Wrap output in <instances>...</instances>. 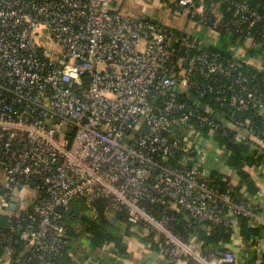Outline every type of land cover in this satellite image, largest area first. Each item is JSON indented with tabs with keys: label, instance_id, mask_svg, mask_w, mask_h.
I'll return each instance as SVG.
<instances>
[{
	"label": "built area",
	"instance_id": "built-area-1",
	"mask_svg": "<svg viewBox=\"0 0 264 264\" xmlns=\"http://www.w3.org/2000/svg\"><path fill=\"white\" fill-rule=\"evenodd\" d=\"M117 1L0 0L2 190L6 199L39 192L7 216L0 264H53L68 244L65 217L76 200L92 210L111 201L169 264H241L229 244L205 245L196 230L222 226L233 238V219L260 226L264 210L205 182L198 144L205 130L212 141L224 131L264 157L257 126L235 116L264 107V80L189 33L123 14ZM204 1L172 4L264 49V5Z\"/></svg>",
	"mask_w": 264,
	"mask_h": 264
},
{
	"label": "crops",
	"instance_id": "crops-1",
	"mask_svg": "<svg viewBox=\"0 0 264 264\" xmlns=\"http://www.w3.org/2000/svg\"><path fill=\"white\" fill-rule=\"evenodd\" d=\"M117 8L125 15L149 20L170 28L176 34L189 33L197 38L205 49L223 51L228 55L236 57L242 68L264 71V49L252 41L231 42V38L224 37L201 25L196 20L190 18L187 9H180L172 4V0H118ZM264 117V107L260 109ZM200 156L198 166L204 171L206 176L210 173H218L225 178H229L232 186L239 184V177L225 163V156L215 141L211 140V135L202 133V138L198 144ZM264 147V143H263ZM264 158V157H263ZM254 176L260 187L255 196H249L242 192L250 206H256L264 210V162L254 169ZM3 172L0 167V215H16L31 206L37 199L39 192L34 188H26L15 191L12 198L6 199L2 190ZM14 204V206H13ZM91 213L90 211L87 212ZM259 224V223H258ZM126 224L122 234L124 244L127 248L125 253H119L113 245L104 248L93 249L89 235L83 233V225L76 222L69 229L67 234L70 249L69 256L73 264H150L155 262L148 256L157 252L153 246V241L148 240V234L140 228H132ZM254 226L255 224L252 223ZM261 236H253L246 239L241 235L239 229V219H233L234 236L229 243V248L239 258L241 264L249 262L257 256L255 264H261L264 256V223ZM129 233L131 235L129 236ZM161 258V257H160ZM162 259V258H161ZM152 264V263H151Z\"/></svg>",
	"mask_w": 264,
	"mask_h": 264
},
{
	"label": "trees",
	"instance_id": "trees-1",
	"mask_svg": "<svg viewBox=\"0 0 264 264\" xmlns=\"http://www.w3.org/2000/svg\"><path fill=\"white\" fill-rule=\"evenodd\" d=\"M205 4H208L210 0H205ZM249 3L253 6L258 4L264 5V0H249ZM229 6L227 2H221L219 11L224 14L226 18L230 16ZM224 37L231 38V42H244L243 39L239 40L236 35H223ZM222 53H225L222 51ZM242 70L249 71L254 74H258L261 80H264V71H258L255 69H247L243 67ZM186 98L185 95H183ZM206 104L205 101H203ZM213 108L221 116H225V110L213 105ZM237 118L249 119L253 124L257 126L258 138L264 141V117L260 113L259 108L249 107L243 113L237 112L235 114ZM203 133H207L205 130ZM214 141L218 147L224 151L225 163L233 170L239 177V184L232 186L229 178H225L218 173H210L209 176H203V180L209 184H215L222 189H228L232 192L237 201L249 205L247 199L243 197L242 192L245 191L249 196H255L259 192V185L254 176V169L264 162L262 155L257 150L251 149L249 145L242 143H236L231 140V135L224 131H216L212 134ZM260 147L261 144H258ZM202 169L199 168L201 173ZM3 195L5 192L3 191ZM95 210H92L83 200H76L72 203L70 210L66 213V223L68 224V232L76 222H81L83 225V233H86L90 237L91 247L104 248L109 245H113L119 253H125L127 248L124 242V236L122 234L123 227L127 224L126 213L118 212L113 209V205L109 200H99L94 204ZM150 207V206H149ZM91 212L88 213L87 212ZM8 223L7 216L0 215V229H4ZM128 226V225H127ZM209 227V228H208ZM239 229L241 235L246 239H250L253 236H261L263 227L252 225L249 219H239ZM196 233L199 240L205 245H218L220 243L229 244L232 238V232L226 231L222 226H207L198 227ZM131 233H129V236ZM148 240H152V235H149ZM153 246L156 244L153 241ZM69 241L68 244L56 255L53 260V264H73L72 259L69 256ZM257 262V256L253 257L249 262L245 264H255ZM188 264H200L193 259H188ZM261 264H264V256Z\"/></svg>",
	"mask_w": 264,
	"mask_h": 264
},
{
	"label": "water",
	"instance_id": "water-1",
	"mask_svg": "<svg viewBox=\"0 0 264 264\" xmlns=\"http://www.w3.org/2000/svg\"><path fill=\"white\" fill-rule=\"evenodd\" d=\"M169 91H176V88H172V89H170ZM159 98H160V96L157 97V99L155 100L154 104H156V101H157ZM190 101H191L192 103H194L195 105H197V106H200V105H201L200 102L195 101L193 98H191ZM202 109H204V106H202ZM216 118H218L222 123H225V119H223L219 114H216ZM128 142H129V141H128ZM13 206H14V204H13ZM148 257H149L150 259H154V260H155L154 263H153V262H150V264H151V263H152V264H169L166 260L161 259L160 256H159V254H158L157 252H155V253L149 255Z\"/></svg>",
	"mask_w": 264,
	"mask_h": 264
},
{
	"label": "rangeland",
	"instance_id": "rangeland-1",
	"mask_svg": "<svg viewBox=\"0 0 264 264\" xmlns=\"http://www.w3.org/2000/svg\"><path fill=\"white\" fill-rule=\"evenodd\" d=\"M59 50V47H55V51H58Z\"/></svg>",
	"mask_w": 264,
	"mask_h": 264
}]
</instances>
